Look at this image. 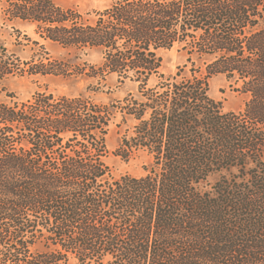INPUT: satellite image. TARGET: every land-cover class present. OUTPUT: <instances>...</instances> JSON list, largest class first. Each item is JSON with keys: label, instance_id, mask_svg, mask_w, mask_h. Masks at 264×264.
<instances>
[{"label": "trees", "instance_id": "obj_1", "mask_svg": "<svg viewBox=\"0 0 264 264\" xmlns=\"http://www.w3.org/2000/svg\"><path fill=\"white\" fill-rule=\"evenodd\" d=\"M5 1L6 20L101 54L77 73L137 89L111 103L0 91V264H264V0H113L93 17ZM178 44L206 72L190 57L166 75L159 51ZM46 59L0 43V80L71 73ZM217 74L248 96L241 110L212 97ZM117 113L132 122L117 154L149 155L144 175L111 174Z\"/></svg>", "mask_w": 264, "mask_h": 264}, {"label": "rangeland", "instance_id": "obj_2", "mask_svg": "<svg viewBox=\"0 0 264 264\" xmlns=\"http://www.w3.org/2000/svg\"><path fill=\"white\" fill-rule=\"evenodd\" d=\"M53 1L64 8H73L85 15L91 13L88 16L93 17L95 10L105 9L113 0ZM5 6L6 1L0 0V43L5 44L10 52H16L22 60L39 62L43 59L47 62L46 57H50L52 60L67 61L70 63L69 72L71 73L67 75L10 74L0 80V91L4 97L8 92H15L20 99L27 100L39 91L48 90L58 95L79 96L83 94L93 97L98 102L111 103L124 98L129 91L137 89V83L130 80L120 84L115 74L109 75L106 80H98L77 73L75 66L81 67L86 63L97 64L101 61V54L94 49L78 50L65 47L50 39H44L37 33V24L21 20L13 22L6 20L3 11ZM159 54L163 58L162 71L166 75H174L186 65L188 71L192 66L189 61L190 57H193L196 65L206 72L203 60L197 55H191L183 45L178 44L170 49H161ZM210 93L221 103L224 110H241L248 99V96L237 90V85L223 74L210 78ZM131 124V121L123 123L121 114L117 113V118L110 126L107 139L109 153L106 161L110 165L111 174L115 177L125 174L144 175L152 164V158L143 152H136L129 158L117 154L123 133ZM35 248L43 249L44 246L39 243Z\"/></svg>", "mask_w": 264, "mask_h": 264}]
</instances>
